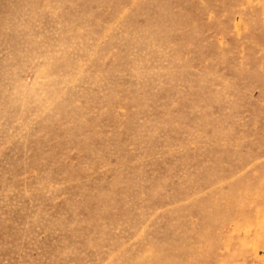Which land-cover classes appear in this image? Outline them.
Returning a JSON list of instances; mask_svg holds the SVG:
<instances>
[{
	"label": "rangeland",
	"instance_id": "obj_1",
	"mask_svg": "<svg viewBox=\"0 0 264 264\" xmlns=\"http://www.w3.org/2000/svg\"><path fill=\"white\" fill-rule=\"evenodd\" d=\"M0 264H264V0H0Z\"/></svg>",
	"mask_w": 264,
	"mask_h": 264
}]
</instances>
